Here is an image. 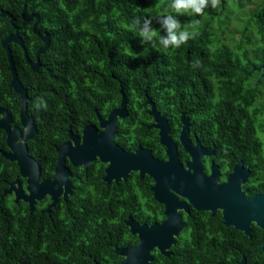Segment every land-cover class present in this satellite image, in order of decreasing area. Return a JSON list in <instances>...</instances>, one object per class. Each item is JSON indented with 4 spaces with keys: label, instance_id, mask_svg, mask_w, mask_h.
<instances>
[{
    "label": "trees",
    "instance_id": "obj_1",
    "mask_svg": "<svg viewBox=\"0 0 264 264\" xmlns=\"http://www.w3.org/2000/svg\"><path fill=\"white\" fill-rule=\"evenodd\" d=\"M170 2L0 0V13L6 11L13 17L29 59L34 58L42 42L31 31L33 19H23L22 10L24 16L36 14L35 28L48 35V45L39 54V66L34 71L25 63L21 47L8 43L17 78L29 98L26 112L32 116L36 131L26 145L28 154L40 165V178L52 175L54 147L68 139L67 131L79 133L84 125L97 124V114L105 117L118 106L120 88L127 114L116 120L114 141L127 150L141 145L154 157L163 159L156 129L147 127L151 117L146 112V96L165 117L170 136L175 139L179 115L186 109L187 99L195 113L198 102H218L203 91L199 94L201 78L241 76L237 66L242 60L224 59L212 46L217 8L209 6L201 16H177L182 25L199 21V35L178 49H169L167 53L160 50L158 37L164 34L162 30L154 41L155 47L141 42L133 30L135 21L142 23L150 18L152 27L159 30L156 18L170 11ZM12 32L8 17L0 16V41ZM194 60L200 61V67H192ZM222 66L226 69L220 73ZM9 80L5 50L0 45V107L11 115V124H18V95L9 87ZM236 85L228 88L225 82L219 84V94L227 103L231 99L228 90ZM124 136L128 138L122 140ZM4 137L0 129V149L7 150ZM252 148V153L257 154L256 144ZM67 165L74 187L65 201L60 199L50 208L49 214L42 210L40 201L28 212L27 204L20 200L13 203L12 195L0 199V264H118L121 257L113 252L114 245L136 242V236L124 224L127 215L147 224L162 217V205L148 188L150 177L139 178L131 172L126 180L104 183V163L94 161L80 169L85 174L77 180L78 168ZM254 171L264 175V166H257ZM15 178L24 182L15 162L0 154V195ZM220 222L218 214L211 216L206 211L190 209L184 216L183 232L169 248L171 254L164 256L154 249L151 264H235L242 256L249 264H264L259 249L264 237L261 229L253 226L248 237L239 230L220 226ZM219 230L235 232V252L230 258H224L231 253L229 246L219 244L216 251H210V241L201 239L203 233Z\"/></svg>",
    "mask_w": 264,
    "mask_h": 264
},
{
    "label": "water",
    "instance_id": "obj_2",
    "mask_svg": "<svg viewBox=\"0 0 264 264\" xmlns=\"http://www.w3.org/2000/svg\"><path fill=\"white\" fill-rule=\"evenodd\" d=\"M0 16L8 17L13 28V32L5 36L0 45L5 50L8 63L9 87L18 95L19 103L18 124H11V115L0 107V129L4 132L7 148L0 149V154L15 162L18 176L24 180V187L18 178L9 182L0 199L5 195H12L13 203L23 201L27 204L28 212H31L34 203L47 195L50 198L46 207L48 212L49 207L56 203L59 194L65 199L71 190L70 171L64 164L65 160L67 159L71 166L85 168L97 159L105 163L102 177L104 183L126 180L131 171L137 172L140 177L146 174L152 180V197L163 206V218L158 222L139 223L130 216L124 219L129 233L136 236V242L129 246L113 247V252L121 257L119 264H151V252L154 249L164 256L169 255V248L175 244V238L183 225L179 209L186 213L188 205L195 210L209 211L210 215L219 209L223 224L241 231L246 236L250 235L251 223L264 231V193L245 195L239 183L245 180L248 171L243 170L239 163L234 165L224 182H217L218 171L212 163L208 174L204 173L201 155L209 154V151L199 147L197 143L193 147L187 145L184 136L187 121L183 115L179 118L181 126L177 139L191 157L184 164L178 159L176 145L169 135L165 117L155 109L148 96L145 98L148 104L147 114L151 117L148 127L156 129L158 143L163 147L164 159L154 157L142 146L129 151L117 144L114 141L116 120L127 114L126 100L121 88L118 106L110 109L105 117L97 114V124L84 125L80 135L67 131L68 140L54 147L55 160L51 178L40 180L39 163L28 154L26 145V141L36 131L32 116L26 112V102L29 98L17 78L8 43L13 42L21 47L25 63L34 71L39 66V54L43 53L48 45V35L39 33L35 28L38 20L36 14L24 16L22 10L23 19H33L31 31L42 42L35 50L34 58L29 59L17 34V27L13 24V17L6 11H2ZM180 196L184 200H181ZM259 249L264 260V239ZM236 264H246L245 259L241 257Z\"/></svg>",
    "mask_w": 264,
    "mask_h": 264
},
{
    "label": "flooded vegetation",
    "instance_id": "obj_3",
    "mask_svg": "<svg viewBox=\"0 0 264 264\" xmlns=\"http://www.w3.org/2000/svg\"><path fill=\"white\" fill-rule=\"evenodd\" d=\"M234 2L235 7L239 8L240 11L236 16L231 17L234 8L231 6L230 0H220V5L216 10L217 19L215 20L213 26L214 34L212 46L218 54L222 53L224 55V59L227 58L230 60L231 58L232 60H236V58L239 57L242 60L237 66L241 76L237 78H220L218 75L217 77L215 75L216 78H212L211 76L205 79L201 78L198 85L199 94L203 91L204 94L217 99L218 102L215 101V104L212 102L208 104H203V101L202 103L198 102L199 107L197 109V113H195L192 111L189 105V99H187L185 101L186 109L180 112L179 118L181 115H183V118H185L187 121V127L184 135L187 145L193 147L197 143L199 147L209 151V154L203 153L201 155V165L203 172L208 174L210 164L212 163L218 171L217 182L220 183L226 180L227 175L231 173L234 165L239 163L243 170L248 171L245 180L239 183V187L241 190L245 191L246 196H251L254 194L264 193V175L254 171L255 167L264 166V0H234ZM253 50H255V54L252 56L251 52ZM236 64L237 62H235V64L232 66L233 71L236 69ZM223 66L225 65L223 64ZM223 66L220 67V73L226 69ZM221 82H225V86L228 88H230L231 84L233 83L237 84L234 86V88L228 90V97L231 96V99L228 98V103L222 98L223 95L219 94V84ZM210 83L213 85L211 86ZM222 90L226 91L224 87ZM233 91L235 92L232 94ZM198 98L201 99L199 95ZM180 126L181 123L179 121L176 138L174 139L173 137H170L176 145L179 161L184 164L191 157L178 142L177 137ZM74 134L80 135V132ZM125 138H128V136L122 137V140ZM254 144H256V148L258 150L257 154L252 153V146ZM137 146L141 145H136L132 149L128 150L131 151ZM178 148L181 150V152ZM94 161L98 160L95 159L91 161L85 168H83L80 166H71L66 159L64 164L70 171L69 179L71 180V176H73V174L67 164H69V166L72 168H78L79 175H76V178L77 180H81L82 175L85 173H82L80 169H86ZM104 167L105 163L102 169L103 174L101 175V179L104 175ZM131 172H129L128 175ZM145 175L146 174L143 176ZM51 176L49 178H51ZM137 176L140 178L138 173ZM49 178L39 177L40 180ZM71 184L72 190L74 187L72 180ZM21 185L24 187V182L21 183ZM151 185L152 182L148 186L149 190ZM71 190L69 194H71ZM60 199L65 201L66 197L63 199L59 194L55 204H57ZM180 199L184 200V198L181 196ZM39 201L43 205L42 210L46 212V214H49L51 207H49L48 212L46 207L50 202V198L45 195L35 203ZM39 206L41 207V205ZM190 209L193 208L189 205L186 213L179 209L183 225L178 236L175 238L176 240L183 232L184 216L190 213ZM206 212L209 214V211ZM214 214H218L221 219V212L219 209L216 210ZM128 216L130 215H127V217ZM131 218L135 220L133 217ZM162 218L163 213L162 217H160L158 221H160ZM218 224L226 229H235L231 226L224 225L222 219ZM253 226L256 225L251 223L249 226L250 235L248 237H250L253 232ZM188 239L189 238L187 237V240ZM201 239H208L210 241L208 242V244L212 246L209 249L210 251H216L217 245L219 244L229 246L231 253L227 257L224 256V258H230L235 252L236 241L234 231L219 230L213 233L207 232L202 234ZM263 239L264 237L260 240V244ZM242 257L245 259L244 256ZM95 262L96 261H94V264ZM246 264L249 263L246 262Z\"/></svg>",
    "mask_w": 264,
    "mask_h": 264
},
{
    "label": "clouds",
    "instance_id": "obj_4",
    "mask_svg": "<svg viewBox=\"0 0 264 264\" xmlns=\"http://www.w3.org/2000/svg\"><path fill=\"white\" fill-rule=\"evenodd\" d=\"M219 5L220 0H171L168 5L170 11L156 18L157 23L160 25L159 30L152 27V19L150 18H145L142 23L137 19L133 30L137 32L142 43H152L154 47L156 46L154 41H156L158 32L162 30L164 34L159 35L158 45L160 50L167 53L169 49H178L181 45L199 35L196 30V26L199 24L198 20H194L191 25H182L177 16H201L204 14L205 8L210 6L215 9ZM172 13H175V15ZM192 67H200V61L194 60Z\"/></svg>",
    "mask_w": 264,
    "mask_h": 264
},
{
    "label": "rangeland",
    "instance_id": "obj_5",
    "mask_svg": "<svg viewBox=\"0 0 264 264\" xmlns=\"http://www.w3.org/2000/svg\"><path fill=\"white\" fill-rule=\"evenodd\" d=\"M230 4L234 8L233 11H232L231 17H234V16H236L239 13L240 10H239V8L235 7L234 0H230Z\"/></svg>",
    "mask_w": 264,
    "mask_h": 264
}]
</instances>
